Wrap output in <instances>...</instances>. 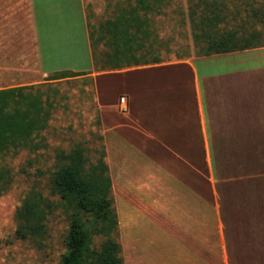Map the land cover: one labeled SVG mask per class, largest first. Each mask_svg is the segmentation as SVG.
I'll return each instance as SVG.
<instances>
[{
    "label": "rangeland",
    "instance_id": "rangeland-1",
    "mask_svg": "<svg viewBox=\"0 0 264 264\" xmlns=\"http://www.w3.org/2000/svg\"><path fill=\"white\" fill-rule=\"evenodd\" d=\"M63 1L66 4L68 0ZM84 2L86 6H90L88 11L92 12L86 15L91 48L97 61V66L92 71L84 70L48 83H34L32 75L36 72L35 64L19 65L17 61V56H21L23 52H29L31 60H35L28 5L24 3L20 14H10L8 9L6 22L0 26L2 61L16 62L1 66L0 89L45 84L43 89L50 90V101L53 106L48 128L35 137V142L39 144L37 150H22L18 154L1 155L0 165L10 170L13 182L10 189L0 195V264L59 263L65 252L64 239L69 227L65 215L58 211L51 217L47 239L45 244L40 246L16 237L15 216L22 199L33 187L40 189L46 196L50 195L49 182L56 169L58 154L61 151L69 152L75 147H82L93 163L99 159L103 150L106 152L105 160L114 184L112 195L118 214L119 241L122 245L124 264H161L160 258L165 256L159 255L158 242L161 241L162 248L169 250L173 248L169 241L176 238L167 237L160 231L167 230L166 227L170 226L168 222L166 224L163 221L175 216L179 219L183 216L200 218L199 222L191 224L192 229L189 231L192 233L190 239L186 241L192 249L190 256L192 264H264V256H241L235 252L238 244L232 235L230 223L226 226L230 254L228 247L225 248L226 245L223 244L222 247L223 238L219 236V230L222 232L225 225L222 184L216 182V193H220V198L216 194L213 204L206 174V160H194V163L198 162L199 165L198 185L196 186L194 182L188 197L180 199L176 206L168 205L170 201H166V197L159 191L152 200V191L149 189L138 191L131 188L130 177L125 175V167L131 163L130 158L117 157L115 149L108 151L106 143L110 137L109 123L111 124L114 119L118 123V114L125 113L118 102L121 103V98L126 95L121 93V90L112 94L110 88L102 91L100 95L95 79L98 70L108 71L120 66L119 61L116 63L114 60V64L111 63V55L115 53L116 56H120L122 47L119 35L122 28L116 26L113 29L117 35L112 34V29H107L110 27L108 24L116 18L123 20L120 13L124 12L123 14L128 17L133 14L140 15L146 20L144 28L150 30V33L147 38L139 41L144 45V49L137 53L138 58L161 56L170 60L188 56L193 52L203 54V47L209 41L204 34L197 41L194 40L196 24L191 22L190 12L195 13L193 20L197 25L201 15L211 16L212 22L208 31L215 37L225 32H234L240 44L264 41V0H146L145 4L140 0H84ZM75 3L76 0H69L68 7L71 9L69 15L66 11L67 5H64L66 21L59 26L56 24V27L51 23L54 30L50 31L49 22L44 15L45 9L43 11L41 4L38 5L40 55L47 68L67 70L74 64L80 65L81 68L88 67L83 61L79 63L76 57L80 53L77 41L84 37V30L78 23H84L85 16L80 13V0H77V9L74 8ZM113 8H118L120 13L118 15L103 13ZM75 10L79 11V14L78 12L73 14ZM64 52L70 53V58L65 61L62 57ZM98 53L102 60L100 67ZM102 102L109 107L106 109L108 113L105 114V119L100 109ZM114 103L118 105L114 109L117 113L112 110L110 112V106ZM261 166L264 169L263 164ZM134 173L137 174L138 169H134ZM214 205L218 218V238L216 235L212 237L210 224L207 225ZM140 216L148 218L151 221L150 226L157 232L154 237L144 240V245H140L136 238L128 239V229L133 230L137 227L133 221H137ZM237 225L240 227V224ZM104 239L101 236L95 237L96 246ZM178 239L180 241V238ZM259 257L260 263L257 260Z\"/></svg>",
    "mask_w": 264,
    "mask_h": 264
},
{
    "label": "crops",
    "instance_id": "crops-1",
    "mask_svg": "<svg viewBox=\"0 0 264 264\" xmlns=\"http://www.w3.org/2000/svg\"><path fill=\"white\" fill-rule=\"evenodd\" d=\"M24 3L30 11L29 28L35 60H31L29 52H23L17 56V61L19 65L35 64L34 83H48L56 79L55 75L95 69L97 61L86 18L92 12L88 11L90 6H86L84 0H80V13L85 16V22L78 23L84 30V37L77 41L80 53L76 57L79 63L83 61L88 67L74 64L67 70L47 68L42 60L38 5L40 3L43 11L45 9L50 31L54 30V25L66 21L64 5H67V15L71 13L69 0L66 4L63 0H15L13 3L0 0V26L6 22L8 9L10 14H20ZM77 5L76 0L75 9ZM77 12L79 14L77 10L73 14ZM103 13L118 15L120 10L113 8ZM62 57L65 61L70 58V53L64 52ZM2 58L0 54V69L4 64H16L15 61H2ZM114 60L116 57L112 54V64ZM138 60L121 57L119 67L95 73L100 95L107 88L112 94L121 90L126 95L122 98L127 100V111L118 114V123L115 119L109 123L110 137L106 143L108 151L115 149L117 157L130 158L125 175L130 177L131 188L149 189L152 200L159 191L166 201H170L168 205L176 206L180 199L188 197L194 182L198 185L199 165L194 160H206L213 204L216 194L220 198V193H216V182L222 184L225 224L223 231L219 230L222 247L226 245L230 254L226 238V226L230 223L238 244L235 247L237 254L264 256V169L261 166H264V41L225 53L193 52L170 60L161 56ZM101 62L98 53V67ZM118 104L121 107V103ZM115 107H118L116 103L111 104L110 112L117 113ZM107 108L106 103L100 104L104 119ZM134 169H138L137 174ZM137 219L133 221L137 227L128 229V239L136 238L144 245V240L154 237L157 232L150 226L148 218L140 216ZM199 220V217L192 219L190 216L170 217L163 221L170 224L167 230L156 229L167 237L176 238L169 241L173 246L169 250L162 248L159 240V255L165 256L160 258L161 264H192V249L186 241L192 233L189 231L191 224ZM217 222L214 205L207 221L213 238H218ZM257 260L261 262L260 257Z\"/></svg>",
    "mask_w": 264,
    "mask_h": 264
},
{
    "label": "trees",
    "instance_id": "trees-1",
    "mask_svg": "<svg viewBox=\"0 0 264 264\" xmlns=\"http://www.w3.org/2000/svg\"><path fill=\"white\" fill-rule=\"evenodd\" d=\"M143 4L146 0H140ZM122 21L116 18L107 29L121 26L120 56L138 62L139 52L144 49L140 40L149 36L150 30L144 28L146 22L140 15L121 14ZM194 40L202 34L208 38L203 54L225 53L245 49L248 43L240 44L234 32H225L215 37L208 31L212 17L201 15L200 22L193 20ZM122 24V25H120ZM196 28V29H195ZM111 31V30H110ZM116 31V30H115ZM114 30L112 34L117 35ZM201 32V33H200ZM100 67V66H99ZM77 72H70L73 74ZM68 73L55 75L56 79L67 77ZM45 84L25 85L0 89V158L1 155L22 150L38 149L35 142L42 131L49 126L51 119L50 90ZM103 150L99 159L93 163L82 147L69 152L61 151L57 156L56 169L50 182V195L33 187L22 199L16 212V237L44 245L48 236V223L61 211L69 224L64 239L65 252L58 264H124L122 245L119 241V220L114 206L112 178ZM13 182L8 168L0 165V195L7 192ZM104 239L96 246L94 238Z\"/></svg>",
    "mask_w": 264,
    "mask_h": 264
},
{
    "label": "built area",
    "instance_id": "built-area-1",
    "mask_svg": "<svg viewBox=\"0 0 264 264\" xmlns=\"http://www.w3.org/2000/svg\"><path fill=\"white\" fill-rule=\"evenodd\" d=\"M121 108L123 111H127V104L125 98H121Z\"/></svg>",
    "mask_w": 264,
    "mask_h": 264
}]
</instances>
